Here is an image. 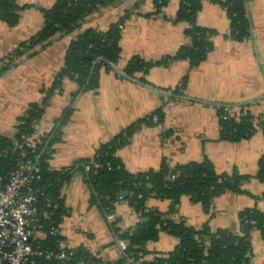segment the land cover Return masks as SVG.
I'll return each instance as SVG.
<instances>
[{
	"label": "crops",
	"instance_id": "crops-1",
	"mask_svg": "<svg viewBox=\"0 0 264 264\" xmlns=\"http://www.w3.org/2000/svg\"><path fill=\"white\" fill-rule=\"evenodd\" d=\"M16 1L24 6L19 21L10 26L0 19V58L42 29L41 8L50 7L57 0ZM223 1L226 0H203L198 13L197 23L216 32L211 37L212 49L199 65L191 68L188 60L175 58L168 64L152 66L145 73L146 82L120 77L113 68H102L98 87L81 92L74 100L61 139L53 144L50 168L63 169L78 159L92 157L101 143L156 110L166 93L164 98L169 96L170 99L164 104L163 122L144 124L117 152L129 171L158 169L164 161L175 165L208 157L218 172L237 170L254 175L264 154L262 129L240 141L221 139L216 104H229L234 110L246 105L256 116L264 113V0L248 1L253 29L252 36L244 40L229 35L230 19ZM180 2L168 0L157 10L154 0H113L87 15L78 29L56 36L44 47L37 45L32 55L19 57L15 65L0 76V134L15 136L20 117L29 104L44 99L46 90L64 66L71 40L87 28L107 30L113 22L123 21L121 55L116 64L119 69L134 55L146 60L175 55L189 40L188 23L175 19ZM185 75L187 83L183 94L175 96L166 91ZM77 88L73 78L63 79L61 90L50 95L35 133L41 136L49 132L54 120L70 106ZM243 188L242 193L225 192L217 196L210 212H206L200 202L183 195L170 218L183 219L195 228H201L208 221L212 230L239 231L243 209L256 207L264 211V183L251 177ZM60 192L67 208L60 223L63 243L71 248L84 245L108 260L120 259L123 250L109 226V215L97 204L90 203L91 192L83 175L74 174L63 183ZM170 204V200L157 197L147 200L149 208L163 212L169 210ZM112 215L110 219L117 218L122 228L132 227L140 219L125 201L117 202ZM251 242V263L264 264V237L259 229L251 232ZM177 244L174 235L161 231L157 240L147 243V258L171 251Z\"/></svg>",
	"mask_w": 264,
	"mask_h": 264
},
{
	"label": "trees",
	"instance_id": "trees-1",
	"mask_svg": "<svg viewBox=\"0 0 264 264\" xmlns=\"http://www.w3.org/2000/svg\"><path fill=\"white\" fill-rule=\"evenodd\" d=\"M113 0H57L50 7H42L44 23L42 29L29 39L21 42L13 51L0 58V76L13 67L17 59L23 55H32L37 45L46 46L56 36L70 33L81 26L83 20L91 12L110 4ZM249 0H226L222 4L230 19L229 35L236 40L248 39L252 36V19L248 9ZM157 10H161L168 0H154ZM203 6V0H181L176 20L188 23L186 34L188 42L183 44L175 55H168L157 60H146L139 55L128 59L122 68L129 78H137L146 82L145 73L154 65L168 64L172 59H186L190 67L199 65L206 59L212 49L211 37L214 29L199 25L197 16ZM21 6L16 0H0V19L12 26L20 18ZM123 21L113 22L107 30L87 28L71 40L64 66L55 76L52 85L46 90V96L41 102L29 104L17 125L18 131L14 137L0 134V152L3 148L13 145L15 138L20 139L21 133H35L36 127L43 116L45 106L56 86L62 88L65 77L73 78L78 88L73 92L69 107L54 120L51 130L41 135L37 145L40 154L42 179L35 184L39 196L38 207L47 212L50 219L58 226L67 213L61 196L60 188L76 173H81L90 189L89 201L97 204L106 215L115 213L117 202L129 203L139 214V221L132 227L122 228L119 220H109V226L118 240L127 241L123 255L118 260L104 261L101 256L92 253L86 246L73 248L69 260L57 258L47 259L44 256L34 257V263L28 264H252L251 232L259 229L264 237V211L256 207H248L240 212V230L217 228L212 230L209 222L201 228L188 225L183 219L174 221L170 214L177 211L183 195H188L195 202H200L206 212L211 211L213 200L225 192H244L243 184L251 177H256L264 183V154L258 162L257 172L252 174L218 172L213 162L205 157L201 161H190L171 165L164 161L158 169L144 171H129L118 150L127 144L136 130L144 124L158 125L164 120V104L170 99L164 98L161 105L153 112L141 117L108 141L101 143L94 155L81 158L63 169L53 170L49 166V158L53 152V144L61 139L62 128L70 119L73 102L77 96L86 90L98 87L102 68L112 69L118 63L121 55L120 36ZM139 73L143 75L139 77ZM138 75V76H137ZM187 83V75L180 82L166 91L183 94ZM175 96L171 97L174 98ZM219 120L220 138L240 141L248 138L262 129L264 133V113L256 116L249 107L242 105L239 110L229 104H216ZM158 120L154 121L153 116ZM39 120V121H38ZM14 154L0 155V166L5 170L10 168ZM97 164V165H96ZM89 166V169L86 167ZM157 197L170 200V208L163 212L149 208L147 200ZM264 197V195H263ZM49 199L57 203L49 205ZM44 221H46L44 219ZM48 222V221H47ZM161 231H167L178 239L177 246L168 252H158L152 258H147L149 250L147 243L157 240ZM61 234H47L44 239L34 240V244L46 250H60Z\"/></svg>",
	"mask_w": 264,
	"mask_h": 264
},
{
	"label": "built area",
	"instance_id": "built-area-1",
	"mask_svg": "<svg viewBox=\"0 0 264 264\" xmlns=\"http://www.w3.org/2000/svg\"><path fill=\"white\" fill-rule=\"evenodd\" d=\"M113 70L118 76L127 77L123 69L114 66ZM59 91L60 87L56 86L54 92ZM153 120H158V116L154 115ZM53 126L54 123L51 128ZM39 142V134L21 133L20 139L15 138L13 145L0 152L1 156L15 155L10 168L5 170L0 166V264L34 263L36 256L66 261L72 255L73 248L66 246L63 240L58 251L44 250L34 244V240L44 239L48 233L61 234L60 225L57 226L49 214L38 207L39 196L35 184L42 179L40 154L36 150ZM86 168L89 169V166ZM48 204L57 207V203L51 199ZM112 216L109 214V220H112ZM119 245L124 250L127 241L119 240ZM79 264H84V261H79ZM136 264L143 263L137 261Z\"/></svg>",
	"mask_w": 264,
	"mask_h": 264
}]
</instances>
